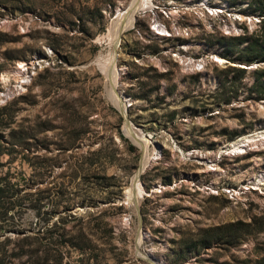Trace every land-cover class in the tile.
I'll return each mask as SVG.
<instances>
[{
    "label": "rangeland",
    "instance_id": "obj_1",
    "mask_svg": "<svg viewBox=\"0 0 264 264\" xmlns=\"http://www.w3.org/2000/svg\"><path fill=\"white\" fill-rule=\"evenodd\" d=\"M130 2L0 0V92H11L0 163L12 196L8 213L0 207V264L264 256V95L254 88L264 0L139 9L117 51L126 123L105 65ZM129 131L151 155L137 187L142 223L132 185L145 149ZM238 142L246 151L231 152Z\"/></svg>",
    "mask_w": 264,
    "mask_h": 264
},
{
    "label": "bare ground",
    "instance_id": "obj_2",
    "mask_svg": "<svg viewBox=\"0 0 264 264\" xmlns=\"http://www.w3.org/2000/svg\"><path fill=\"white\" fill-rule=\"evenodd\" d=\"M153 0H131V2L127 5V7L121 12V16L117 18V21L113 23V35L111 37V49L108 54L107 64L106 67V73L109 78V91L111 93V97L114 99V102L123 109L124 112H126L127 107V101L124 96H122L119 92L116 91V81L118 77V71H117V51L118 47L121 43L122 39V32L128 28H131L134 25L137 12L139 9H149L153 7ZM161 25L158 23L156 24V29L162 30ZM28 68L25 66L24 71L26 72ZM25 81V80H23ZM21 87V85L18 86V88ZM11 95V92H0V102L6 100ZM126 114V113H123ZM140 132V130H137ZM128 134L135 140L136 142H139L142 144L143 148L145 149V154L142 159L140 168L135 175L134 182L132 185V189L134 190V202L136 203L138 200V193H137V187L139 182V175L145 170L147 167L151 155L147 154V140L144 139L141 135H137L133 133L132 131H129ZM242 147H246L245 142H238L235 145H233V148L231 149V152L239 153L246 150H243ZM137 204V203H136Z\"/></svg>",
    "mask_w": 264,
    "mask_h": 264
},
{
    "label": "trees",
    "instance_id": "obj_3",
    "mask_svg": "<svg viewBox=\"0 0 264 264\" xmlns=\"http://www.w3.org/2000/svg\"><path fill=\"white\" fill-rule=\"evenodd\" d=\"M255 58H252V61ZM241 72H246L245 69H241ZM256 80L254 83V88H257L259 90V93L264 95V79H262L264 75V70H257L255 72ZM2 164L0 163V207H4L6 209L5 213H8L9 208L5 205L7 202H10L8 199L11 198L12 196L8 195V189L7 185L2 184V181L6 179V176H3V170L1 168ZM256 222V221H255ZM249 226L252 225V223L248 224ZM264 230L262 227H257L256 231L260 232ZM249 261H245L244 263L248 264ZM253 264H264V256L263 257H258L253 261Z\"/></svg>",
    "mask_w": 264,
    "mask_h": 264
},
{
    "label": "water",
    "instance_id": "obj_4",
    "mask_svg": "<svg viewBox=\"0 0 264 264\" xmlns=\"http://www.w3.org/2000/svg\"><path fill=\"white\" fill-rule=\"evenodd\" d=\"M127 111H128V107L126 108V114H124V116H125V122H126V123H132L131 120H130L129 117H128V113H127ZM137 211H138V215H139V218H140V222L142 223L143 218H142L141 210H140V207H139L138 204H137Z\"/></svg>",
    "mask_w": 264,
    "mask_h": 264
}]
</instances>
